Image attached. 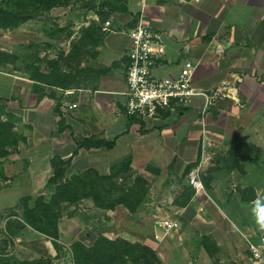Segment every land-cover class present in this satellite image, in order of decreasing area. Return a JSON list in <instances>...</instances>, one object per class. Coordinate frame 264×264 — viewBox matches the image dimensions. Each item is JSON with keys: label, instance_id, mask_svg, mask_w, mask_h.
Segmentation results:
<instances>
[{"label": "crops", "instance_id": "1", "mask_svg": "<svg viewBox=\"0 0 264 264\" xmlns=\"http://www.w3.org/2000/svg\"><path fill=\"white\" fill-rule=\"evenodd\" d=\"M84 1L31 6L24 20L0 24V124H12L14 142L0 135V259L75 264V242L89 248L103 236L150 249L153 264H264L248 251L264 233L247 212L264 193V0ZM141 15L166 47L156 77H175L188 60L194 86L226 88L237 102L220 97L204 110L196 97L158 120L126 116L124 31ZM84 140L93 145L79 147ZM122 173L147 189L133 211L55 197L83 175L111 193ZM55 202L43 231L25 221V208L38 219Z\"/></svg>", "mask_w": 264, "mask_h": 264}, {"label": "built area", "instance_id": "2", "mask_svg": "<svg viewBox=\"0 0 264 264\" xmlns=\"http://www.w3.org/2000/svg\"><path fill=\"white\" fill-rule=\"evenodd\" d=\"M109 26L110 22L106 21L104 28ZM124 33L131 41L124 77L126 116L158 120L167 112L186 107L196 97L204 101V110L209 109L220 97H228L237 102L236 97H233L226 88L203 91L194 86L192 78L195 66L188 60L182 63L175 77H156L153 70L157 62L164 59L166 47L161 34L145 21L143 15L139 16L134 26ZM75 107L76 105H71L69 108ZM188 182L195 190L201 188L197 170L189 173ZM162 227L168 232L174 224L164 220ZM248 251L256 262L264 260V236L259 238L258 244L249 243Z\"/></svg>", "mask_w": 264, "mask_h": 264}, {"label": "trees", "instance_id": "3", "mask_svg": "<svg viewBox=\"0 0 264 264\" xmlns=\"http://www.w3.org/2000/svg\"><path fill=\"white\" fill-rule=\"evenodd\" d=\"M70 0H6L5 5L15 6V10L12 9H3L0 8V24L2 26H13L18 21L24 20L27 17L18 18L20 15L29 13V7L37 6L38 9L46 11L52 7L69 2ZM10 8V7H9ZM1 56V54H0ZM12 124L10 122H5L0 124V135L4 134V141L7 144H13L14 142H9L10 131ZM11 138V137H10ZM91 142L84 140L81 142L79 147L88 148L90 147ZM102 145V143L97 144ZM110 146V144H107ZM127 169V162L120 164L119 166L113 168V175L120 172V170ZM58 172L55 171L54 178L51 180L52 183L55 182ZM100 180H104L100 178ZM116 189V186L112 187ZM144 192H142L141 197ZM122 196H124L122 194ZM55 197L59 199H67L69 201H75L79 197H92L95 203L99 207H113L114 205H121L127 208L129 211H133L141 201V197L137 199L134 203L131 200L132 197H123L112 200L111 193L108 187L94 185L91 180L88 179L86 175L75 177L71 181H68L66 184L56 187ZM39 209V218H35L34 214L25 208V221L33 228H37L43 231L42 224H52L57 216L56 210L57 203L49 205H42ZM37 216V217H38ZM39 223V225H36ZM54 234H51L53 236ZM137 252V255L135 254ZM73 260L75 264H153L155 260L154 253L143 246L137 244H131L121 238L115 240H108L103 236H99L93 245L89 248L84 247L78 242H75L73 250ZM2 264H31V263H11L8 259H0ZM36 264H39L36 263Z\"/></svg>", "mask_w": 264, "mask_h": 264}, {"label": "rangeland", "instance_id": "4", "mask_svg": "<svg viewBox=\"0 0 264 264\" xmlns=\"http://www.w3.org/2000/svg\"><path fill=\"white\" fill-rule=\"evenodd\" d=\"M70 1H73V2H78V0H70ZM82 2H85L84 0H81ZM86 4H95L94 0H86ZM43 11V10H41ZM5 55V61L7 63H11L13 64L14 62V58L13 56H9L7 54H4ZM0 59H3L2 56H0ZM23 64L25 65V67H29V59L26 58L23 60ZM121 180H119L117 182V186H116V189H112V196L114 194H117L118 198H123L125 196L127 197H130V196H134L131 198V200H133L132 203H134L137 199H139L141 197V194L142 192H146L147 189H145V187L143 186L144 182L142 181L141 178H136L135 180H131L129 177H127L124 173L121 174ZM134 181V182H132ZM134 183V184H133ZM122 194L124 196H122ZM120 224L122 226H124L125 224V219L121 220L120 221ZM135 254L137 255V252H135ZM128 264H131V263H128Z\"/></svg>", "mask_w": 264, "mask_h": 264}, {"label": "clouds", "instance_id": "5", "mask_svg": "<svg viewBox=\"0 0 264 264\" xmlns=\"http://www.w3.org/2000/svg\"><path fill=\"white\" fill-rule=\"evenodd\" d=\"M247 212L259 232L264 233V193H258L248 203Z\"/></svg>", "mask_w": 264, "mask_h": 264}]
</instances>
